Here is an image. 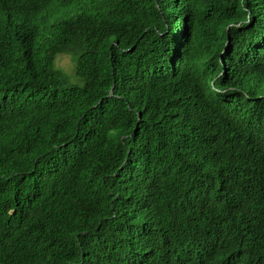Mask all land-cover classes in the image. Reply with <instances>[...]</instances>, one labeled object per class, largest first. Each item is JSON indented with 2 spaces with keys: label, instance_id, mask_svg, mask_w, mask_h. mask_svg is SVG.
Wrapping results in <instances>:
<instances>
[{
  "label": "trees",
  "instance_id": "1",
  "mask_svg": "<svg viewBox=\"0 0 264 264\" xmlns=\"http://www.w3.org/2000/svg\"><path fill=\"white\" fill-rule=\"evenodd\" d=\"M40 4L0 44V264H264V0Z\"/></svg>",
  "mask_w": 264,
  "mask_h": 264
},
{
  "label": "clouds",
  "instance_id": "2",
  "mask_svg": "<svg viewBox=\"0 0 264 264\" xmlns=\"http://www.w3.org/2000/svg\"><path fill=\"white\" fill-rule=\"evenodd\" d=\"M42 8L44 7L41 6L40 0H0V44L4 45L7 41L14 45L13 41L18 39L20 47L33 52L40 50L48 37L45 31L47 23L44 24L46 15L44 16L45 11ZM246 21L249 22V18ZM62 57L64 56H59L56 61L58 67Z\"/></svg>",
  "mask_w": 264,
  "mask_h": 264
},
{
  "label": "rangeland",
  "instance_id": "3",
  "mask_svg": "<svg viewBox=\"0 0 264 264\" xmlns=\"http://www.w3.org/2000/svg\"><path fill=\"white\" fill-rule=\"evenodd\" d=\"M47 14V12L44 13V16ZM56 18L50 19V21L55 20ZM59 66L67 71H71V61L68 57L64 56L60 58L58 62Z\"/></svg>",
  "mask_w": 264,
  "mask_h": 264
},
{
  "label": "water",
  "instance_id": "4",
  "mask_svg": "<svg viewBox=\"0 0 264 264\" xmlns=\"http://www.w3.org/2000/svg\"><path fill=\"white\" fill-rule=\"evenodd\" d=\"M7 29H6V27L4 28V31H6ZM255 46V45H254Z\"/></svg>",
  "mask_w": 264,
  "mask_h": 264
}]
</instances>
